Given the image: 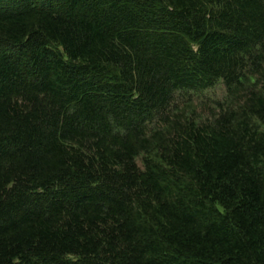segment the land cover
Segmentation results:
<instances>
[{
	"label": "trees",
	"instance_id": "trees-1",
	"mask_svg": "<svg viewBox=\"0 0 264 264\" xmlns=\"http://www.w3.org/2000/svg\"><path fill=\"white\" fill-rule=\"evenodd\" d=\"M0 264H264V0H0Z\"/></svg>",
	"mask_w": 264,
	"mask_h": 264
},
{
	"label": "rangeland",
	"instance_id": "rangeland-1",
	"mask_svg": "<svg viewBox=\"0 0 264 264\" xmlns=\"http://www.w3.org/2000/svg\"><path fill=\"white\" fill-rule=\"evenodd\" d=\"M245 89L237 90L233 93L229 92L224 83H220L218 87L207 91L199 96H193L192 99H184L178 97L176 111L180 110L186 115L193 117L197 122L205 121L207 118L213 119L214 116L221 112V107H239L243 102ZM221 104V105H220ZM152 130V129H151ZM141 164V161L139 160ZM139 164V165H140Z\"/></svg>",
	"mask_w": 264,
	"mask_h": 264
}]
</instances>
